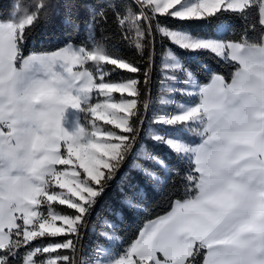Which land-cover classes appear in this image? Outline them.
<instances>
[{
    "label": "snow or ice",
    "instance_id": "snow-or-ice-1",
    "mask_svg": "<svg viewBox=\"0 0 264 264\" xmlns=\"http://www.w3.org/2000/svg\"><path fill=\"white\" fill-rule=\"evenodd\" d=\"M52 7L40 0L26 13L0 21V264H264V0H132L123 12L115 0H105L102 7L88 9L86 40L79 45L73 40L80 30L74 19L78 3L65 0L63 22L72 26L68 41L26 55L25 46ZM252 9L259 29L249 22ZM109 12L122 39L147 57L149 69L156 21L160 36L193 54V60L209 53L234 71L228 78L201 64L209 76L201 83L178 55L165 54V95L158 103L171 110L154 117L158 127H149L146 138L167 147L188 170L181 175L146 146L135 169L154 186L164 178L141 161L157 165L169 181L180 177L183 195L118 253L98 242L85 255L82 240L91 216L136 151L149 108L144 98L149 70L144 71L145 87L136 77L110 79L117 70L138 73L140 68L102 46ZM226 16L244 22L240 41L224 38L235 35ZM158 17L207 23L213 30L194 34L162 25ZM249 31L258 35L251 38ZM89 61L97 63L89 68ZM69 108L81 114L71 133L62 126ZM142 192L137 189L136 196ZM136 196L124 203L140 207ZM57 201L72 211L54 209ZM102 223L114 228L113 220ZM97 234L106 241L121 240L107 230ZM40 238L49 242L33 244Z\"/></svg>",
    "mask_w": 264,
    "mask_h": 264
},
{
    "label": "trees",
    "instance_id": "trees-1",
    "mask_svg": "<svg viewBox=\"0 0 264 264\" xmlns=\"http://www.w3.org/2000/svg\"><path fill=\"white\" fill-rule=\"evenodd\" d=\"M40 2V0H0V21L7 22L15 17L16 12H27L28 9H33ZM53 4L50 12L44 15L36 33L33 38L29 40L25 46L24 52L27 55L29 52L41 50H55L63 46L69 39L68 34L72 32L71 25H65L63 22L65 9V0H48ZM78 15L74 17L80 23V30L73 40L75 44L86 40L84 22L88 18L90 8L102 7L105 0H77ZM118 9L123 12L125 7L132 4V0H115ZM135 7V5H132ZM228 23L235 28V35L226 34V40L240 41L241 31L244 29V22L235 16H226ZM159 23L167 25L170 28H180L183 30H190L194 34H211L212 25L202 22H184L169 17H158ZM249 22L256 23L259 29L257 10L252 9L249 14ZM156 21H153V36H154V62L149 69L147 64V57L141 58L136 54V50L129 46L127 40L122 39L121 31L118 28L116 19L111 12L108 13V21L103 24L105 29L102 34L105 38L102 46H106L109 53L117 54L126 60H131L140 68L138 73H128L126 70H117L112 73L110 79L117 80L121 77L127 79L129 77H136L141 82L140 87H145L144 71H150V82L146 86L144 98L149 102V108L146 111V120L144 130L140 133V142L133 156H130L124 166L120 169L114 181L111 182L103 196L99 199L95 210L91 216L90 224L86 230L82 244L84 246L85 255L93 252L94 247L99 242L100 245L106 246L107 241L102 239L97 233L98 230H106L102 221L108 218L114 221V228L112 233L119 235L121 240L119 243L113 245V249L118 253L123 247L129 245L149 221L155 220L158 216L166 214L171 209V203L174 199L180 198L183 195V185L185 181L180 177L169 181V177L157 165L141 161L144 166L149 169H154L164 178L165 183L153 185L147 177L136 171L135 165L137 163V156L140 155V149L146 146L150 151L165 158L170 166L180 169L183 175L188 167L182 163L167 147L163 145H156L151 140L146 138L147 127L150 126L152 118L155 116L151 112V108L156 106L158 96L160 94V86L162 83L161 61L166 50H171L178 55L194 73H196L201 83H207L209 76L206 72L201 71L200 65L207 64L209 68L215 72L230 78L234 67L231 64H225L209 53H200L198 57L193 60V54L186 53L180 50L175 45L171 44L168 39H164L155 30ZM97 35H101L99 32ZM258 33L249 31L248 36L255 38ZM97 62L89 61L86 67L93 68ZM104 68H111L113 66L107 65L104 62H99ZM151 90V91H150ZM115 97H119L114 94ZM177 99H179L177 97ZM83 124V121H81ZM102 127L113 128L111 125H105L103 121H96ZM91 127V125H88ZM119 131L118 129H114ZM62 167V166H60ZM135 185L136 187H133ZM137 189H142L143 192L136 196ZM136 196V201L140 204L138 208H129L124 201L129 197ZM43 207V206H42ZM52 207L57 210L71 212L66 206L59 205V203L52 202ZM118 211L119 216L113 217L111 213ZM57 240H63L64 237H56ZM49 241L43 238L33 241V244H46ZM23 252V249L21 250ZM202 260V258H201Z\"/></svg>",
    "mask_w": 264,
    "mask_h": 264
},
{
    "label": "crops",
    "instance_id": "crops-1",
    "mask_svg": "<svg viewBox=\"0 0 264 264\" xmlns=\"http://www.w3.org/2000/svg\"><path fill=\"white\" fill-rule=\"evenodd\" d=\"M165 62V59L163 60L162 59V63H164ZM162 63H161V66H162ZM162 72V71H161ZM209 82V81H208ZM126 95V94H125ZM164 95H165V93H164ZM182 98L183 97H180V99L182 100ZM184 99V98H183ZM158 101H159V99H158ZM158 101H157V105L154 107L155 108V112H156V115L154 116V117H156V116H158V115H162V114H165V113H167L168 112V107H163V106H160L159 105V103H158ZM121 115H123V114H121ZM80 116H81V114L80 113H77L75 110H73V109H71V108H69V109H67L66 110V112H65V117H64V119H63V121H62V126L63 127H65V129L68 131V132H73L74 131V128H75V124H76V121L80 118ZM154 117L152 118V120H151V122H150V126L149 127H158L157 125H153L152 124V121H153V119H154ZM82 124V123H81ZM148 127V128H149ZM169 211H171V209L169 210ZM168 211V212H169ZM165 215V214H164ZM163 216V215H162ZM149 223V222H148ZM147 223V224H148Z\"/></svg>",
    "mask_w": 264,
    "mask_h": 264
},
{
    "label": "rangeland",
    "instance_id": "rangeland-1",
    "mask_svg": "<svg viewBox=\"0 0 264 264\" xmlns=\"http://www.w3.org/2000/svg\"><path fill=\"white\" fill-rule=\"evenodd\" d=\"M169 50H166L165 52H164V54H163V57H162V59L164 60L165 59V54L168 52ZM161 63H162V61H161ZM161 74H162V72H161ZM161 85H162V83H161ZM159 90H160V94H159V98L162 96V95H164V93H162L161 92V86H160V88H159ZM114 94H116V93H113L112 95L114 96ZM118 96L120 95V94H117ZM125 95V94H124ZM115 97V96H114ZM158 98V99H159ZM179 99H180V97H178ZM101 99H103L102 97H101ZM183 99V98H182ZM158 101V100H157ZM157 105V104H156ZM169 109V108H168ZM171 109H169L168 110V112L170 111ZM151 112L152 113H154L155 115H156V112H155V108H154V106L151 108ZM149 127V126H148ZM147 127V131H148V128ZM146 131V132H147ZM62 167H64V166H62ZM82 171V170H81ZM114 181V180H113ZM55 191H60L59 189H54ZM56 203H58V201L56 202ZM57 223V225L58 226H60V222L59 221H57L56 222ZM107 231H109V234L110 235H113V236H115L113 233H112V229H106ZM116 243H119V241H107V245L105 246V249L106 250H110L111 252H113V253H117L112 247H113V245H115ZM93 253V252H92ZM92 253H90V254H92Z\"/></svg>",
    "mask_w": 264,
    "mask_h": 264
},
{
    "label": "water",
    "instance_id": "water-1",
    "mask_svg": "<svg viewBox=\"0 0 264 264\" xmlns=\"http://www.w3.org/2000/svg\"><path fill=\"white\" fill-rule=\"evenodd\" d=\"M151 91V90H150Z\"/></svg>",
    "mask_w": 264,
    "mask_h": 264
}]
</instances>
